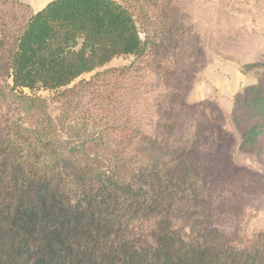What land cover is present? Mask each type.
I'll use <instances>...</instances> for the list:
<instances>
[{"label": "trees", "instance_id": "16d2710c", "mask_svg": "<svg viewBox=\"0 0 264 264\" xmlns=\"http://www.w3.org/2000/svg\"><path fill=\"white\" fill-rule=\"evenodd\" d=\"M138 1L33 11L0 0V19L8 3L25 10L15 36L0 28V264H264V230L240 246L209 224L196 145H154L135 124L57 120L37 94L143 55ZM232 119L241 150L264 159V75L235 94Z\"/></svg>", "mask_w": 264, "mask_h": 264}, {"label": "rangeland", "instance_id": "374dc122", "mask_svg": "<svg viewBox=\"0 0 264 264\" xmlns=\"http://www.w3.org/2000/svg\"><path fill=\"white\" fill-rule=\"evenodd\" d=\"M136 3L143 55L117 56L37 94L57 120L135 124L154 145H196L209 224L243 246L264 230V159L241 150L232 109L235 94L264 75V0ZM6 5L0 28L15 36L25 10Z\"/></svg>", "mask_w": 264, "mask_h": 264}, {"label": "crops", "instance_id": "0c3cea01", "mask_svg": "<svg viewBox=\"0 0 264 264\" xmlns=\"http://www.w3.org/2000/svg\"><path fill=\"white\" fill-rule=\"evenodd\" d=\"M27 4L33 11H38L45 7L52 0H19ZM1 37V33H0Z\"/></svg>", "mask_w": 264, "mask_h": 264}]
</instances>
